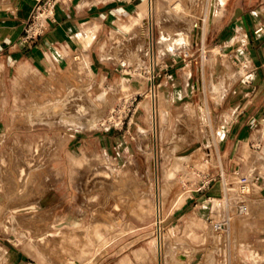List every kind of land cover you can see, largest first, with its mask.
I'll return each mask as SVG.
<instances>
[{"label": "rangeland", "instance_id": "rangeland-1", "mask_svg": "<svg viewBox=\"0 0 264 264\" xmlns=\"http://www.w3.org/2000/svg\"><path fill=\"white\" fill-rule=\"evenodd\" d=\"M172 1L150 0L152 79L146 52L132 47L146 29L140 30L139 22L135 34L124 27L132 17L111 25L114 36L110 32L96 49L104 60L119 61L117 69L99 72V79L108 73L104 82L79 50H64L47 71L24 70L5 83L0 73V245H16L28 255V264H157L155 190L161 264H264L263 180L260 193L252 187L240 195L247 206L243 212L231 207L227 214L224 202L208 199L204 190L191 207L178 209L188 188L203 185L197 178L207 173V163L195 149L215 123L203 104L177 112L159 104L158 66L166 52L176 51L172 57L182 64L208 61L209 28L195 41L190 38L186 48L178 29L190 19L183 34L190 37L192 21L202 6L205 18L210 0ZM142 10L146 0L132 16ZM161 39L164 46L169 43L167 49H160ZM206 89H200L202 97L209 96ZM257 130L264 133V120ZM261 139L258 147L251 142L241 147L243 174L249 177L264 175V135ZM142 174L151 178L148 189ZM221 222L225 227H218ZM252 250L260 255L256 261ZM3 251L0 264H8Z\"/></svg>", "mask_w": 264, "mask_h": 264}, {"label": "crops", "instance_id": "crops-1", "mask_svg": "<svg viewBox=\"0 0 264 264\" xmlns=\"http://www.w3.org/2000/svg\"><path fill=\"white\" fill-rule=\"evenodd\" d=\"M143 2L145 0H61L44 34L24 41L23 27L34 0H0V73L4 83L24 70H49L64 50L84 51L91 72L104 82L108 73L101 74L99 79V72L117 69L119 61L104 60L96 49L110 38L111 25L132 17L128 20L130 23L136 17L132 13L141 8ZM184 3L190 6L189 2ZM106 25L107 31L104 30ZM260 27L261 31L256 33ZM205 44L209 46L205 65L191 61L182 64L172 57L174 50L160 58L159 75H163V80L158 84L157 98L159 104L171 112L203 104L208 118L209 110L213 113L215 123L195 149L207 163V173L197 178L203 185L188 188L178 209L191 207L196 202L194 196L204 190L208 199L223 201L228 214L231 207H237L242 200L233 188L235 173H244L241 147L245 142L258 147L264 135L263 130L255 131L256 124L264 120V0H225L221 15L209 26ZM167 57H170L168 63ZM125 66L129 68L130 64L125 62ZM202 88H207L209 96H201ZM252 177L257 178L253 189L260 193L263 188L259 182L264 181V175L258 173ZM140 178L148 189L151 178L146 174ZM155 195L157 199L158 194ZM0 246L8 253V264L29 263L28 255L16 245L14 248Z\"/></svg>", "mask_w": 264, "mask_h": 264}, {"label": "bare ground", "instance_id": "bare-ground-1", "mask_svg": "<svg viewBox=\"0 0 264 264\" xmlns=\"http://www.w3.org/2000/svg\"><path fill=\"white\" fill-rule=\"evenodd\" d=\"M224 2H225V0H219V1L210 0L208 5H207V9L205 10L206 11L205 18L203 17L204 14H201L202 12L204 13V11H203L204 7L202 5H200V6H202V9L199 8V9H201V13L199 11V13H200V14L198 13L199 16L195 20L192 21V22L195 23L194 26H193V29L191 30L193 32V36H191L192 33H191L190 37H184L185 35H183L184 32H185V29L188 28L189 22H191L190 19H184L182 21L183 24L180 23L179 29H178L179 30L178 35H180L179 37L182 38V42L184 44L183 45L184 48L187 47L188 41H191L190 38H192L195 41L197 36L199 35V37H200L201 33H203V31L205 32L206 29L209 28V26L211 25L212 21L216 17L221 15L222 10H223ZM199 9H197V10H199ZM152 16H153V11H152L151 2H150V0H146V10L145 11L142 10V12L138 14V16H136L130 23H127V25L124 26L125 29L130 30V32H132L134 34L136 32V29H137L136 28L137 27V22H139L141 24V25H139L140 30L141 29H146L145 34H138V36L136 35L137 37L134 38L136 41H134L132 43V47L137 49V51L139 50V48H141L143 50V52H146V54H147L146 56L148 58L147 59L148 60V70H149L151 79L153 78V72H154V51H153V38H152V29H153V27H152L153 26ZM202 22H205V23H203L204 24L203 27H202ZM111 34H112V36H114L115 31L112 30ZM162 39L164 40V38H162ZM162 39L159 40L161 48L159 46H158V48L163 49V48L166 47V49H167V47H169V43H166L164 41L166 44H168V46L167 45L164 46V43H163ZM188 39H190V40H188ZM201 86H202V84H201ZM201 86H200V88H201ZM216 89H217V87H216ZM151 98H152V105H151L150 118H151V132H152V135H151L150 142H151V144H153V150H154L156 118H155V105H154L155 92H154L153 89H152ZM154 154H155V150H154V153H153V161H152L153 168L155 169V167H156V157H155ZM157 182H155V188L156 189H158V183ZM155 194H157V190H155ZM157 198H158V196H157ZM246 209H247V206H246ZM154 214H155L156 225H157V235L155 237V250H156V255H157V264H161V233H160V226H159V222H160V207H159L158 199H156V203L154 204ZM3 250L4 249L0 246V254H2V252H4ZM259 256L260 255H259L258 252H256L255 250H252V259L254 261L259 259L260 258ZM208 259H210V258H208Z\"/></svg>", "mask_w": 264, "mask_h": 264}, {"label": "built area", "instance_id": "built-area-1", "mask_svg": "<svg viewBox=\"0 0 264 264\" xmlns=\"http://www.w3.org/2000/svg\"><path fill=\"white\" fill-rule=\"evenodd\" d=\"M61 0H34V4L30 15L26 22L24 23L22 38L24 41L34 39L38 36L44 34L47 29V25L50 21L54 20L55 16V6ZM261 27L256 29L255 32L261 31ZM121 66H125V62H121ZM236 175V184L238 189L236 192L241 194L250 193L254 183H256V177H249L246 174H241L239 172L235 173ZM236 209L240 212L246 210V205L238 202ZM226 223L221 222L218 227H225Z\"/></svg>", "mask_w": 264, "mask_h": 264}, {"label": "water", "instance_id": "water-1", "mask_svg": "<svg viewBox=\"0 0 264 264\" xmlns=\"http://www.w3.org/2000/svg\"><path fill=\"white\" fill-rule=\"evenodd\" d=\"M197 39V38H196Z\"/></svg>", "mask_w": 264, "mask_h": 264}]
</instances>
